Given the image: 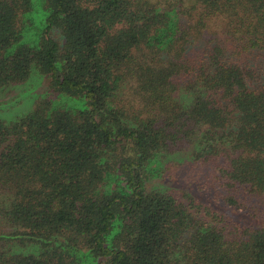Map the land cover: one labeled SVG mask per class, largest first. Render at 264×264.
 <instances>
[{
  "label": "trees",
  "instance_id": "16d2710c",
  "mask_svg": "<svg viewBox=\"0 0 264 264\" xmlns=\"http://www.w3.org/2000/svg\"><path fill=\"white\" fill-rule=\"evenodd\" d=\"M264 0H0V264H264Z\"/></svg>",
  "mask_w": 264,
  "mask_h": 264
},
{
  "label": "rangeland",
  "instance_id": "374dc122",
  "mask_svg": "<svg viewBox=\"0 0 264 264\" xmlns=\"http://www.w3.org/2000/svg\"><path fill=\"white\" fill-rule=\"evenodd\" d=\"M241 215H242V218L248 223H259V224L264 225V218L262 217H249L244 214H241Z\"/></svg>",
  "mask_w": 264,
  "mask_h": 264
}]
</instances>
